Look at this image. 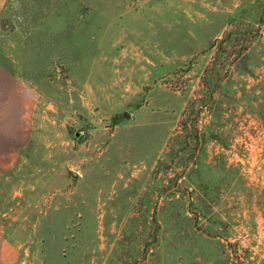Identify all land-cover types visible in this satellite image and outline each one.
I'll return each mask as SVG.
<instances>
[{
  "label": "rangeland",
  "instance_id": "374dc122",
  "mask_svg": "<svg viewBox=\"0 0 264 264\" xmlns=\"http://www.w3.org/2000/svg\"><path fill=\"white\" fill-rule=\"evenodd\" d=\"M1 83L18 264H264V0H0Z\"/></svg>",
  "mask_w": 264,
  "mask_h": 264
},
{
  "label": "crops",
  "instance_id": "0c3cea01",
  "mask_svg": "<svg viewBox=\"0 0 264 264\" xmlns=\"http://www.w3.org/2000/svg\"><path fill=\"white\" fill-rule=\"evenodd\" d=\"M2 86V83L0 84ZM2 89V87L0 88ZM20 262V250L4 237V231L0 227V264H18Z\"/></svg>",
  "mask_w": 264,
  "mask_h": 264
},
{
  "label": "water",
  "instance_id": "95a60500",
  "mask_svg": "<svg viewBox=\"0 0 264 264\" xmlns=\"http://www.w3.org/2000/svg\"><path fill=\"white\" fill-rule=\"evenodd\" d=\"M76 136H78V134H76ZM70 175L73 176V177L77 176L75 173H72V172L70 173Z\"/></svg>",
  "mask_w": 264,
  "mask_h": 264
}]
</instances>
